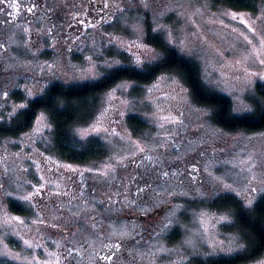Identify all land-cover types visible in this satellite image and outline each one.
Here are the masks:
<instances>
[{
	"label": "rangeland",
	"instance_id": "obj_1",
	"mask_svg": "<svg viewBox=\"0 0 264 264\" xmlns=\"http://www.w3.org/2000/svg\"><path fill=\"white\" fill-rule=\"evenodd\" d=\"M91 1L114 15L84 20ZM11 2H0L1 120L53 83H86L162 60L149 23L158 40L199 64L205 85L229 97L235 114L264 105V0L254 10L219 0ZM134 115L146 122L139 135ZM73 135L101 140L107 156L63 160L52 150L45 112L29 130L0 140V264H193L245 247L227 230L233 216L203 201L234 194L252 205L264 194V131L221 128L179 75L117 82ZM12 200L29 215L13 212ZM176 228L180 239L170 244ZM249 264H264V256Z\"/></svg>",
	"mask_w": 264,
	"mask_h": 264
},
{
	"label": "trees",
	"instance_id": "obj_2",
	"mask_svg": "<svg viewBox=\"0 0 264 264\" xmlns=\"http://www.w3.org/2000/svg\"><path fill=\"white\" fill-rule=\"evenodd\" d=\"M258 0H219L237 10H254ZM148 40L164 52L162 60L147 64L144 68L123 66L113 69L98 80L63 85L53 83L46 92L30 100L29 104L11 120L0 119V140L17 137L29 130L41 112L49 115L53 124L52 150L63 160L88 164L99 161L108 154L101 140L90 139L80 143L73 135L76 126L92 120L99 106L101 95L121 80H131L139 84L149 83L162 73L179 75L189 87L193 100L212 112V120L221 128L230 132L264 131V105L258 104L254 111L237 115L233 112L229 97L209 89L203 82L199 64L181 55L177 49L168 46L156 38L152 25L148 24ZM258 92L264 99V82L259 84ZM133 131L139 135L146 128V122L138 116L130 117ZM205 206L233 216V223L227 230L235 231L245 243V247L233 254H216L196 257L193 264H249L264 256V194L252 205L234 194H222L214 199L203 201ZM199 203L196 202L195 206ZM13 212L29 215L30 208L12 200L9 202ZM142 218H146L142 216ZM180 230L174 229L168 237L170 244L180 239Z\"/></svg>",
	"mask_w": 264,
	"mask_h": 264
},
{
	"label": "flooded vegetation",
	"instance_id": "obj_3",
	"mask_svg": "<svg viewBox=\"0 0 264 264\" xmlns=\"http://www.w3.org/2000/svg\"><path fill=\"white\" fill-rule=\"evenodd\" d=\"M114 15V10L113 9H107V7L105 6V4L102 2L100 3H96V1H91L90 2V7L87 8L86 10V14L84 17H82L84 20L89 19V17H94L95 19L99 18H106V17H110ZM82 18H78L82 19ZM80 24L82 22H79ZM82 25V24H81Z\"/></svg>",
	"mask_w": 264,
	"mask_h": 264
},
{
	"label": "snow or ice",
	"instance_id": "obj_4",
	"mask_svg": "<svg viewBox=\"0 0 264 264\" xmlns=\"http://www.w3.org/2000/svg\"><path fill=\"white\" fill-rule=\"evenodd\" d=\"M0 2H3V0H0ZM10 6L13 8L18 7L17 4L15 3V0H12V2L10 3ZM29 11H31V9H29ZM233 18H235V15H233ZM24 199H30L29 197H25ZM0 255H6L4 253H0ZM107 259H111V257H107Z\"/></svg>",
	"mask_w": 264,
	"mask_h": 264
}]
</instances>
